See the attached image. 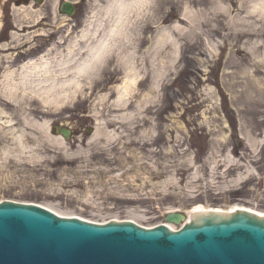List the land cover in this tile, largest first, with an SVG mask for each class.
<instances>
[{
    "label": "rangeland",
    "instance_id": "obj_1",
    "mask_svg": "<svg viewBox=\"0 0 264 264\" xmlns=\"http://www.w3.org/2000/svg\"><path fill=\"white\" fill-rule=\"evenodd\" d=\"M61 1L0 0V36L7 38L0 64L19 62L21 52H35L46 39L57 47L47 58L59 60L84 25L98 19L97 0L62 19ZM256 3L152 0L137 17L151 27L140 41L133 28L131 44L109 55L83 93L47 110L34 98L9 102L1 77L0 202L146 227L199 208L264 214V9L250 15ZM29 8L32 15L24 17ZM129 74L138 81L119 108L116 89ZM58 126L73 131L64 144Z\"/></svg>",
    "mask_w": 264,
    "mask_h": 264
},
{
    "label": "water",
    "instance_id": "obj_2",
    "mask_svg": "<svg viewBox=\"0 0 264 264\" xmlns=\"http://www.w3.org/2000/svg\"><path fill=\"white\" fill-rule=\"evenodd\" d=\"M62 11L75 9L64 3ZM0 264H264V216L205 210L175 232L129 221L98 225L7 201L0 204Z\"/></svg>",
    "mask_w": 264,
    "mask_h": 264
},
{
    "label": "bare ground",
    "instance_id": "obj_3",
    "mask_svg": "<svg viewBox=\"0 0 264 264\" xmlns=\"http://www.w3.org/2000/svg\"><path fill=\"white\" fill-rule=\"evenodd\" d=\"M67 1L75 2V0ZM151 1L152 0H97L99 12L98 14L96 13V17H98V19L90 23L87 22V24L84 25L85 27L80 30V35L70 40L65 49L67 53H62L59 60H53L52 57L47 58V56L52 54L51 51L57 48L54 45L53 48H51L50 45L49 52H44L46 55L43 53L42 60H34L24 65L18 71H6L3 74L2 83L4 85L6 84L4 86L6 89L1 92L4 97H6L9 102L17 105L26 98H34L40 101L46 110L56 105L65 104L67 101L69 102L76 98L78 93L84 92V85L92 83L95 78L99 77L100 71L106 63L105 60L112 52L118 53L123 47L127 48L131 44L128 36L129 31L133 30V28L136 29V42L137 40L140 41L141 31L143 29L145 31L151 29L150 26L143 25V21H137V17L146 12L144 11L145 6ZM190 1L194 5H200L203 2V0ZM100 2L102 4H100ZM32 4L34 5L33 2ZM263 9L264 0H258V3L253 7L254 11L251 10L249 14L261 15L262 13L260 11ZM219 10L223 13L229 12L226 7H222ZM35 13L37 14V11ZM22 15H24V17L31 16V9L29 8L28 11H25ZM133 15L134 17L136 16L134 19ZM6 49L7 44L1 43L0 52L6 51ZM81 56V61L77 60V57ZM5 57L7 56L5 55L2 58ZM122 63L125 67V72L131 73L132 68L129 67V64L125 62ZM137 81L138 80L133 74H129L123 86L116 89L118 95L116 106L119 108L127 106L129 96L131 95V87L134 86ZM34 85L42 88L39 90ZM58 88H61L59 91L60 95L54 98L55 96H53L52 93ZM17 94L20 96H16ZM126 117L129 118L130 115H126ZM26 121L29 125H32V121L28 118ZM32 126L36 125L34 124ZM46 126L49 128L50 122H46L42 128L44 129ZM96 131L101 133L102 129L98 127ZM99 135L100 134H96L94 136ZM62 139V144H64L66 140H64V138ZM199 210H202V208L195 209V211ZM215 210L223 211L221 209ZM238 210H247L249 212H255L261 215V217L264 216L263 213L244 207L231 208L229 213H234ZM56 214L68 216L59 212ZM168 226L172 229H176L173 224H168Z\"/></svg>",
    "mask_w": 264,
    "mask_h": 264
},
{
    "label": "flooded vegetation",
    "instance_id": "obj_4",
    "mask_svg": "<svg viewBox=\"0 0 264 264\" xmlns=\"http://www.w3.org/2000/svg\"><path fill=\"white\" fill-rule=\"evenodd\" d=\"M15 1H16V2H14V3H17L18 5H20V3L28 4V3L31 2L30 0H15ZM37 1H43V4H44V2L46 3V1H48V0H35V3H36ZM34 5H35V4H34ZM50 6H51V5H50ZM49 11H50V13H51V8L49 9ZM28 28H32L30 31H34L32 26H30V27H28ZM23 31H24V30H23ZM29 33H31V32H29ZM4 36H5V35H4ZM6 39H7V38L0 36V44H1V43H6V44H7V42H4ZM48 44H50V40H49V39H46V40L44 41L43 45L39 46V49H36L35 52H30V54H25V52H21V53L23 54V57H22L21 59H19V60H20L19 62H3L2 64H0V75H2V74L4 73V69H5V68H9V69L13 68V69H14V68H16V67H20L21 64H23V63H27V62H23V61H24V60H27V59L30 58V57H34V56L39 55L42 51H44V49L46 48V46H47ZM21 61H22V62H21ZM3 68H4V69H3Z\"/></svg>",
    "mask_w": 264,
    "mask_h": 264
}]
</instances>
